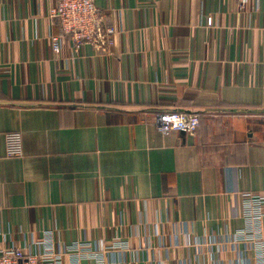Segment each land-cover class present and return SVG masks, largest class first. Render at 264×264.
I'll return each instance as SVG.
<instances>
[{
    "label": "crops",
    "instance_id": "0c3cea01",
    "mask_svg": "<svg viewBox=\"0 0 264 264\" xmlns=\"http://www.w3.org/2000/svg\"><path fill=\"white\" fill-rule=\"evenodd\" d=\"M94 2L114 41L56 54L54 0H0V247L52 232L102 249L63 264H251L236 234L243 194L264 193V0ZM169 109L200 113L195 132L161 134Z\"/></svg>",
    "mask_w": 264,
    "mask_h": 264
},
{
    "label": "built area",
    "instance_id": "2783aa9c",
    "mask_svg": "<svg viewBox=\"0 0 264 264\" xmlns=\"http://www.w3.org/2000/svg\"><path fill=\"white\" fill-rule=\"evenodd\" d=\"M243 8L248 0H238ZM51 24H57L62 34L51 35L52 50L59 54L63 37L67 36L74 50L79 53L85 45L103 51L114 41L117 30L107 22L102 10L94 0H54L49 10ZM201 114L179 109L155 111L152 124L163 135L174 131L193 133L200 123ZM264 120V115H263ZM5 155H23L22 134L8 131L4 135ZM242 216L245 227L236 234L238 241L249 244L254 256L251 264H264V193L247 192L243 194ZM52 232L42 237L31 238L25 245L0 247V264H63V256L70 255L78 262L80 259L95 258L103 260L100 247H92L87 242H75L61 249L52 239ZM110 248V247H109ZM112 248V247H111ZM114 248H119L115 245Z\"/></svg>",
    "mask_w": 264,
    "mask_h": 264
},
{
    "label": "trees",
    "instance_id": "16d2710c",
    "mask_svg": "<svg viewBox=\"0 0 264 264\" xmlns=\"http://www.w3.org/2000/svg\"><path fill=\"white\" fill-rule=\"evenodd\" d=\"M201 118H202V116H201ZM201 118H200V121H201Z\"/></svg>",
    "mask_w": 264,
    "mask_h": 264
}]
</instances>
